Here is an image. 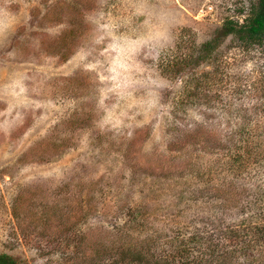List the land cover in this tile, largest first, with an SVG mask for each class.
Listing matches in <instances>:
<instances>
[{"label":"rangeland","instance_id":"1","mask_svg":"<svg viewBox=\"0 0 264 264\" xmlns=\"http://www.w3.org/2000/svg\"><path fill=\"white\" fill-rule=\"evenodd\" d=\"M254 1L0 0V253L120 264L108 252L134 207L145 234L191 232L195 218L211 230L217 187L264 181L255 162L238 176L224 147L241 125L264 127V45L229 37L215 64L161 68L182 30L201 45ZM193 75L207 76L210 103L187 100Z\"/></svg>","mask_w":264,"mask_h":264},{"label":"trees","instance_id":"2","mask_svg":"<svg viewBox=\"0 0 264 264\" xmlns=\"http://www.w3.org/2000/svg\"><path fill=\"white\" fill-rule=\"evenodd\" d=\"M242 20L228 17L216 28L214 35L201 45L194 41L190 29H184L173 48L162 64V73L177 77L187 70L194 71L202 64H215L219 48L224 41L232 37L241 48L264 45V0H255L247 10L241 11ZM78 19V17H76ZM83 26L79 22L77 29L69 33L77 37ZM220 60V59H219ZM218 60V61H219ZM218 71V70H217ZM210 75L204 72L201 75ZM219 73V71H218ZM206 77L193 75L186 81L187 100L210 103L211 93L206 86ZM208 83V82H207ZM207 89V90H206ZM248 123L241 125L236 133L229 135L224 142L228 149L226 155L237 172L243 176L248 166L255 162L264 169V146L258 142L263 128L257 125L248 128ZM248 130L250 131H247ZM223 143H221V148ZM257 175L258 185L249 187L241 183L222 185L216 189L218 194L221 217L218 225L209 230L207 222L195 218L200 227L187 232L182 228L178 231L160 228L144 233L150 220L140 211L141 205L134 207L127 222L118 227L119 243L108 252L120 264H259L264 261V181L261 172ZM218 199V200H219ZM140 207L138 210L137 208ZM237 209L243 215L239 223L228 222L224 218L230 211ZM229 212H228V211ZM140 211V212H139ZM132 212V214H131ZM140 217H136L138 214ZM195 224V223H194ZM144 233V234H143ZM98 251L100 258L107 253ZM0 264H17L16 258L8 253H0Z\"/></svg>","mask_w":264,"mask_h":264}]
</instances>
